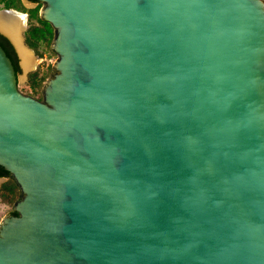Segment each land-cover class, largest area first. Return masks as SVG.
Listing matches in <instances>:
<instances>
[{"label":"water","instance_id":"obj_1","mask_svg":"<svg viewBox=\"0 0 264 264\" xmlns=\"http://www.w3.org/2000/svg\"><path fill=\"white\" fill-rule=\"evenodd\" d=\"M39 1L42 98L0 44V264H264V0Z\"/></svg>","mask_w":264,"mask_h":264},{"label":"rangeland","instance_id":"obj_2","mask_svg":"<svg viewBox=\"0 0 264 264\" xmlns=\"http://www.w3.org/2000/svg\"><path fill=\"white\" fill-rule=\"evenodd\" d=\"M14 4L16 7L6 8L4 3L0 2V9H15L26 14L23 26L24 41L38 57V61L31 69L27 71L22 67L19 69V89L26 94L42 98V88L46 80L55 71L53 65L57 60V53L51 46L54 28L50 23L44 24L40 20L42 18L40 13L42 3L29 7L22 0H15ZM33 28H37L36 32L42 37L36 38L31 35ZM19 195L20 190L13 179L5 177L0 181V222L11 211Z\"/></svg>","mask_w":264,"mask_h":264},{"label":"bare ground","instance_id":"obj_3","mask_svg":"<svg viewBox=\"0 0 264 264\" xmlns=\"http://www.w3.org/2000/svg\"><path fill=\"white\" fill-rule=\"evenodd\" d=\"M25 20V13L15 9H7L0 12V29L10 36L14 42L18 50L21 65L27 71L36 64L38 57L23 41Z\"/></svg>","mask_w":264,"mask_h":264},{"label":"trees","instance_id":"obj_4","mask_svg":"<svg viewBox=\"0 0 264 264\" xmlns=\"http://www.w3.org/2000/svg\"><path fill=\"white\" fill-rule=\"evenodd\" d=\"M14 1H15V0H0V2H3V3H4V6H5L6 8H8V7H12V6H13V7H16V5L14 4ZM33 11H34V10H33ZM35 11H36V10H35ZM40 20H41L44 24H49V22L46 21V20H44L43 18H41ZM36 30H37V28H33L31 35H34V37H36V38H40V37H42L41 34H38V33L36 32ZM0 44H1L2 47L6 50L7 54L10 56V58H11L13 64H14L15 71L18 72V71H19V67H18V64L16 63L15 55H14V53L11 51V46H10V44H9V42H8V40H7V38H6L4 35H2L1 33H0ZM0 176H10L9 171L6 170L5 168H3L1 165H0ZM14 213H16V212L14 211Z\"/></svg>","mask_w":264,"mask_h":264},{"label":"flooded vegetation","instance_id":"obj_5","mask_svg":"<svg viewBox=\"0 0 264 264\" xmlns=\"http://www.w3.org/2000/svg\"><path fill=\"white\" fill-rule=\"evenodd\" d=\"M26 1H28L30 4H35V5H37V4H39V3H42L41 1H39V0H26ZM43 4V3H42ZM25 16H26V14H25ZM7 38V37H6ZM7 40H8V42H9V44H10V46H11V51L14 53V55H15V58H16V63L18 64V67H19V69L21 68V66H20V62H19V54L17 53V51H16V49L14 48V46L12 45V43L10 42V40L7 38ZM17 74H18V72H17ZM5 177H10L11 179H12V177L11 176H5ZM17 185V184H16ZM20 195H21V193H20ZM14 209L12 208V210H11V212L12 213H14ZM10 212V213H11Z\"/></svg>","mask_w":264,"mask_h":264}]
</instances>
